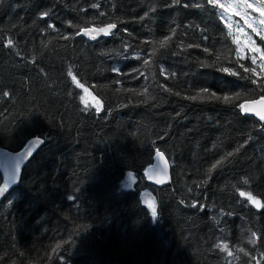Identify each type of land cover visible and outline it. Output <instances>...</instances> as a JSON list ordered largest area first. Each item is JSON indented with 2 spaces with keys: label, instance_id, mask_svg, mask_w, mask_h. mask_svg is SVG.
Instances as JSON below:
<instances>
[{
  "label": "trees",
  "instance_id": "1",
  "mask_svg": "<svg viewBox=\"0 0 264 264\" xmlns=\"http://www.w3.org/2000/svg\"><path fill=\"white\" fill-rule=\"evenodd\" d=\"M246 57L206 0H0V148L43 139L0 201V264H264V121L240 108L264 74ZM213 91L231 102L190 99Z\"/></svg>",
  "mask_w": 264,
  "mask_h": 264
},
{
  "label": "water",
  "instance_id": "2",
  "mask_svg": "<svg viewBox=\"0 0 264 264\" xmlns=\"http://www.w3.org/2000/svg\"><path fill=\"white\" fill-rule=\"evenodd\" d=\"M106 26L94 27V28L99 29ZM85 30L86 29L81 31L80 33L81 37L91 40L92 42H99L108 39L112 35V33L117 30V27L115 29H112L111 33L107 36L101 33L100 35L97 36L96 40H92L90 37L86 36L84 34ZM258 100H254V101H258ZM251 102L252 101H247L244 102L243 104H251ZM256 107L259 108V105H256ZM245 114L247 116L254 117L258 121H260L259 118L256 117L253 113H245ZM42 145H43V139L33 138L28 142H26L24 146L17 151H10L7 149L0 148V175L2 178V181L0 183V190H3L2 193H0V201L5 199L9 195V193L20 184L24 168L37 154L38 150L41 148ZM158 151L159 150L157 149L155 151L154 163L150 165L145 171V177L147 182L154 187H160L165 184H168L171 180L170 162L163 152L159 151L160 153H163V157L158 156L157 155ZM141 199L145 203L150 213L152 209L149 207V204H155L156 209L158 211L159 208L158 202L155 195L152 192L150 191L142 192Z\"/></svg>",
  "mask_w": 264,
  "mask_h": 264
},
{
  "label": "snow or ice",
  "instance_id": "3",
  "mask_svg": "<svg viewBox=\"0 0 264 264\" xmlns=\"http://www.w3.org/2000/svg\"><path fill=\"white\" fill-rule=\"evenodd\" d=\"M206 2L208 4L214 5L215 7H218L219 9H223L224 12H231L233 15H240V12L237 11V8L242 6L245 9H252L253 11H257L260 13L261 17H264V0H262L261 6L258 8L255 5H253L252 3H248V0H237V3L233 4V5H225V4L219 3V0H206ZM43 15L46 16V15H48V13L45 12ZM245 23L247 24V26L249 28H253L254 32L257 31L251 23H248L247 19L245 20ZM260 23L264 24V19H261ZM116 27H117V25L115 23H110L106 27H103V28L86 29L84 31V34L86 36L90 37L92 40H96L97 36L100 35L101 33H103L105 36H107L111 33V30L115 29ZM228 27L230 29L231 24H229ZM239 31L243 32V29H239ZM259 34L260 33L257 32V35H259ZM261 38L264 39V36H262ZM248 39L250 40L251 38L249 37ZM8 43H9V45H11L12 41L9 40ZM166 43H167V40L162 41L161 46H163ZM235 43L240 44L239 38L235 39ZM205 51H207V48H205ZM250 51H251V53H259V57H257L256 55L251 56V63L253 65H255L257 63V59L259 58L260 61H262L260 67L262 70H264V51H261V49L258 46H255L254 41L252 42V46L250 47ZM240 55H243V49H241ZM244 58H247V57H244ZM144 63H147V61H144ZM240 67L243 68L244 66L241 64ZM222 71L229 72L230 70L228 68H224V69H222ZM244 71L248 72L249 69L244 68ZM251 72L255 75H259V73H256L255 68H252ZM231 74L236 75L235 72H231ZM73 79H75V77H73ZM252 82L255 83L256 81H252ZM77 83H79V81H77ZM80 86L83 87V85H80ZM85 91L87 92V89H85ZM202 92L203 93H209V89L205 87L202 89ZM237 95H239V94H237ZM190 99H192V100H197V99L221 100L222 99L225 103H229V102H231L232 97H230L228 95H224L221 97V96H218L217 93L213 91L207 96H202V95L198 94L196 96L190 97ZM256 105H259V108H257ZM240 108L243 110L244 113H253L256 117L259 118L260 121H264V97H261V99L258 101H252L251 104H241ZM97 111H99V106H97ZM157 155L160 157H163V153H160L159 151L157 152ZM229 155H231V153H229ZM217 163H219V161H217ZM213 167H215V165H213ZM246 182L247 181H245V183ZM2 191L3 190H0V193H2ZM240 195L244 196L245 193L241 192ZM248 199L251 201V203L253 205H255L256 208L264 207V205H262L259 200L255 199L251 195L248 196ZM149 207L152 209V211H151L152 217L155 218L157 216V209H156L155 204H149ZM217 247L219 248V247H221V245H217ZM227 247H228L227 245H223L224 250H227ZM228 255L231 256L232 253L228 252Z\"/></svg>",
  "mask_w": 264,
  "mask_h": 264
},
{
  "label": "rangeland",
  "instance_id": "4",
  "mask_svg": "<svg viewBox=\"0 0 264 264\" xmlns=\"http://www.w3.org/2000/svg\"><path fill=\"white\" fill-rule=\"evenodd\" d=\"M262 0H248V3H252L257 8L261 6ZM219 3L225 4V5H233L237 3V0H219ZM237 11L240 12V15H233L231 12H224L223 9H219V13L221 15L222 20L226 23L228 26L231 24V28L229 29L234 37V40L236 38H239L240 44H237V49L240 54L241 49H243V57L249 56L251 58L252 55H256L259 57V53H251L250 47L252 46V42H255V46H258L261 51H264V39L261 37L264 36V24L260 23L261 19H264V17H261L260 13L257 11H253L252 9H245L244 7L237 8ZM247 19L248 23H251L253 27L257 30L256 32L253 31V28H249L247 24L245 23V20ZM229 28V27H228ZM239 29H243V32L239 31ZM257 32L260 34L257 35ZM251 38L250 40L248 38ZM247 45V46H246ZM262 61L260 59H257V70L260 73L264 74V70L261 69ZM89 99L92 100L91 97Z\"/></svg>",
  "mask_w": 264,
  "mask_h": 264
},
{
  "label": "bare ground",
  "instance_id": "5",
  "mask_svg": "<svg viewBox=\"0 0 264 264\" xmlns=\"http://www.w3.org/2000/svg\"><path fill=\"white\" fill-rule=\"evenodd\" d=\"M106 26V25H105ZM94 28V27H93ZM85 29H87V28H85ZM84 30V29H83ZM81 33V32H80ZM79 36H80V34H79ZM83 38V37H82ZM84 39H86V38H84ZM88 40V39H87ZM88 41H90V42H92L91 40H88Z\"/></svg>",
  "mask_w": 264,
  "mask_h": 264
}]
</instances>
